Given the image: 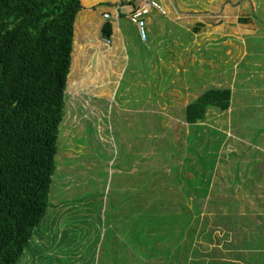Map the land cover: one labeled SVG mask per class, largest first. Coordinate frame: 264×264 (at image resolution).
<instances>
[{
  "label": "rangeland",
  "instance_id": "1",
  "mask_svg": "<svg viewBox=\"0 0 264 264\" xmlns=\"http://www.w3.org/2000/svg\"><path fill=\"white\" fill-rule=\"evenodd\" d=\"M254 1L257 14H262L264 0ZM83 3L80 14L95 5L90 0ZM130 9L125 4L122 13ZM118 22L126 28L125 34L135 30L124 14ZM172 24L173 34L178 33L172 57V25L166 31L161 21L157 22V51L146 57L139 50L137 63L132 56L116 62L106 59V45L93 48L95 35L87 43L76 41L50 206L20 264H114L116 239L125 258L120 264L141 260L157 264V256L142 257V251H149L145 243L135 245L130 231L146 201L168 198L171 207L180 211L185 204L194 208L190 198L205 202L203 209L211 199L202 214L209 212L212 223L217 212H226L232 221L229 214L235 207L248 213L264 207V185H256L264 181V147L259 143H264V107L251 109V114L247 108L238 112L239 107L232 116L211 107L204 121L189 124L186 105L219 81L216 72H202L201 43L189 48L192 33L182 21ZM102 70L104 86L98 92L91 81ZM229 124L241 134L240 141ZM194 183L199 189H194ZM150 185L154 190L147 194L144 188ZM260 224L264 216L255 222Z\"/></svg>",
  "mask_w": 264,
  "mask_h": 264
},
{
  "label": "trees",
  "instance_id": "2",
  "mask_svg": "<svg viewBox=\"0 0 264 264\" xmlns=\"http://www.w3.org/2000/svg\"><path fill=\"white\" fill-rule=\"evenodd\" d=\"M82 7V0H0V264L22 262L50 206L75 21ZM112 32L107 21L103 35L109 39ZM103 73L91 81L93 90L102 91ZM231 100V88H208L186 105L185 119L189 124L204 121L211 107L228 110ZM197 183L203 186L200 178ZM153 190L152 185L144 188L147 194ZM200 201L194 197V208L185 204L180 211L168 198L146 201L130 230L135 245L145 243L149 251H142V257L157 256V264H181L185 245L177 244L172 261L171 227L181 228L184 237L185 226H190L193 237L197 227L210 224L213 217L202 211L211 199L204 209ZM214 218L232 222L229 216ZM113 243L114 264L123 263L121 243Z\"/></svg>",
  "mask_w": 264,
  "mask_h": 264
},
{
  "label": "crops",
  "instance_id": "3",
  "mask_svg": "<svg viewBox=\"0 0 264 264\" xmlns=\"http://www.w3.org/2000/svg\"><path fill=\"white\" fill-rule=\"evenodd\" d=\"M90 1L95 4L94 8L88 13L84 11L80 14L79 11L76 17L73 51L77 40L81 39L87 43L88 40H92L91 36L95 35L94 45H97L93 48L97 50L99 46L106 45V59L116 62L119 59L122 61L126 56L128 58L132 56L134 63H137L139 50H143L146 57L151 51L153 53L154 50L157 51V22L161 21L164 30L167 29V25H172L169 28V33L172 35L169 51L172 57L176 54L178 43V33L176 31V34H173L175 31L172 23L182 21L188 32L193 34L190 35L189 48L198 45L199 42L203 46L202 72L217 73L216 79L219 85L213 87L232 89L231 105L223 113L229 111L232 116L240 107L241 110L238 112L242 113L247 108L246 112L251 114L253 112L251 109L264 107V4H261L262 14H257L258 7L254 0H201V4L199 0H190L185 4H175L173 0H158L166 12L162 13L156 8L151 9L146 17L149 40L143 41L136 25L132 33L128 29L125 34L126 28L119 24L116 8L119 6L120 15L124 14L129 19V13L145 0ZM108 1L111 3L102 6V2ZM125 4L131 9L122 13ZM100 7H104L102 12L99 11ZM107 9L112 11L114 18L104 17V12L109 11ZM107 21L112 22L113 30L109 39L103 35V27ZM108 62L110 61H107V64ZM230 129L233 137L240 141L241 134L234 132L232 127ZM259 143L264 147L263 142ZM225 147L226 140L223 142L224 150ZM235 150L236 148H233L230 151ZM261 177L264 179V173ZM234 182L233 184L236 185L242 184ZM257 183L256 185H264L263 180H258ZM221 213L217 212V215L219 217L228 215L226 212ZM231 213H233L229 214L233 217L231 224L225 223V220V224L221 221L216 223L211 221L206 226L197 227L193 237L190 236V226H185L184 237L181 228L172 226L170 231L172 261L177 252V244L181 246L184 244L180 254L181 264H264V261L259 260V257H264V224L255 225V222L260 221L264 216V207L250 209L249 213L247 209L235 207ZM260 226L262 227L259 230Z\"/></svg>",
  "mask_w": 264,
  "mask_h": 264
},
{
  "label": "built area",
  "instance_id": "4",
  "mask_svg": "<svg viewBox=\"0 0 264 264\" xmlns=\"http://www.w3.org/2000/svg\"><path fill=\"white\" fill-rule=\"evenodd\" d=\"M119 2H123L125 0H117ZM152 8H156L160 10L162 13H165V9L161 5V3L158 0H145L143 4H141L138 7H135L130 13H129V19L137 26L139 35L143 41H147L149 36V31L147 28V15L150 13ZM116 14L117 17H120V10L119 6L116 8ZM112 16V13L109 11L104 12V17L106 19H109ZM107 42H110V40H106Z\"/></svg>",
  "mask_w": 264,
  "mask_h": 264
}]
</instances>
